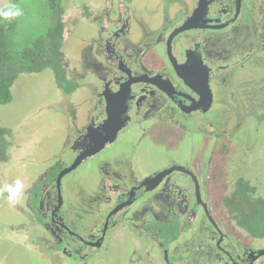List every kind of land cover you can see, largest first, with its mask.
<instances>
[{
  "label": "flooded vegetation",
  "instance_id": "1",
  "mask_svg": "<svg viewBox=\"0 0 264 264\" xmlns=\"http://www.w3.org/2000/svg\"><path fill=\"white\" fill-rule=\"evenodd\" d=\"M74 1L78 6L72 17L85 27H97V38L94 33L80 53L82 67L71 73L64 59L67 23L62 2L63 75L75 84L74 91L60 89L48 71L58 94H78L80 103L73 112L61 114L70 132L49 167L29 177L28 187L20 192L0 191L1 201L17 214L20 210L32 217L38 230L25 233L42 239L47 249L73 264L94 261L111 230L124 233L119 228H125L127 233L134 220L140 222L150 247L144 258L137 256L138 262L130 256L131 264H151L153 259L159 264H264V239L241 230L225 205L235 197L238 180L249 182L256 195L263 196L260 182L248 175L250 165L235 176L226 169L229 150L227 143L219 144L226 138L217 134L220 116L214 115L226 98L249 103L250 115L264 120L257 107V87L264 85V77H256L264 71V3L176 0L180 7L170 14L166 5L158 16L161 23L151 28L136 11L135 0H96L97 7ZM156 14L151 10V18ZM239 71L244 72L240 81L248 83L247 88L241 85L245 100L235 97L232 86L233 74ZM86 88L92 98H85ZM152 123L166 124L184 137L218 139L212 138L214 145L211 142L208 150L205 144L197 156L167 160L156 171L137 174L134 166L142 161V142L150 132L146 125ZM10 157L8 151V161L0 164H8ZM77 159L79 165L59 178ZM74 176H80L84 186L72 183ZM177 247L183 249L181 254H176Z\"/></svg>",
  "mask_w": 264,
  "mask_h": 264
},
{
  "label": "rangeland",
  "instance_id": "2",
  "mask_svg": "<svg viewBox=\"0 0 264 264\" xmlns=\"http://www.w3.org/2000/svg\"><path fill=\"white\" fill-rule=\"evenodd\" d=\"M10 1L0 0V6L6 7ZM84 1L98 6L96 0ZM98 1L102 4V1ZM164 1L135 0L134 6L138 13L141 12L144 21L152 28L161 23L158 16L163 15L166 5L168 6L167 12L169 11L170 14H173L181 5L179 4L180 1L176 0ZM258 1L264 3V0ZM62 2H64L63 6L66 9L63 19L67 23L65 25L64 59L68 64L67 69L73 73V69L82 67L84 58L83 54L80 53L83 52L88 42H92L90 39L97 27L94 25L93 28L87 25L85 27L81 25L80 21L78 23L77 19L72 17V15L74 16L72 11L75 10L73 7L78 6L74 0H62ZM144 6L146 7L143 9ZM151 10L157 12L154 18L150 16ZM11 11L19 19V36L21 38L41 36L49 26V11L42 7L40 0H18ZM96 36L97 33L94 35L95 39ZM93 43L96 45L95 41ZM74 44L76 45L75 49L72 47ZM74 63L78 65V68L77 65L75 68L73 67ZM240 73L244 72L239 71L233 74L232 86L238 93L235 97L245 100L241 85L243 84V88H247L248 83L240 81L242 79ZM256 77L263 78L264 71L256 72ZM257 88L260 90V98L257 100L260 102L257 107L259 112L264 115V85L261 84ZM11 91L12 101L7 105H0V125L11 130L9 139L11 146L8 150L11 157L8 164H0V191L11 189L20 192L28 187L26 181L29 177H31L30 179L35 178L41 171L48 168L49 163L60 154L62 142L69 131L68 129H70L68 120H65L61 114L66 110L73 112L72 108L77 107L80 102L79 98L76 97L78 94L70 98L58 94L59 91L55 89L52 75L48 70L35 75H21L15 81ZM90 92L87 88L85 89L83 93L85 98L93 97ZM93 100L91 99V103ZM233 100L225 98L221 104H218L217 114H214L220 116L219 122L221 124L217 128L219 131L217 134L219 137L221 136L220 138L223 135L226 138L220 139L219 144L227 143L229 150L227 154L228 163L225 162V167L232 176H235L240 170L244 169L246 172V168L250 165L252 171H249L248 175L258 178L260 195L264 196V120L259 121L255 119V116L250 115L249 103H234ZM85 106L87 108H85V113L88 114L90 104L87 105L86 102ZM207 121L206 119L202 122L205 129V122ZM77 124L82 125L79 121ZM146 126L150 128V132L142 142V161H138L134 166V171L137 174H144L148 170L156 171L159 167L164 166L167 160H183L188 156H197L205 144H209L208 150L211 147V142L212 146L214 145L212 138L218 139L215 135L206 138L202 134L184 137L180 132L173 130L166 124L152 123ZM202 154L200 153V155ZM206 155L208 156V153ZM59 161L61 164L64 163L63 154L60 155ZM75 174L77 175L78 172ZM72 183L84 186L80 176H74ZM87 188H85V192H89ZM2 194L3 196L6 195L3 192ZM3 200L0 202V223L7 221L10 227L0 226V264H73L47 249L42 239L35 238V236L30 237L28 233H25L26 229L38 230L36 226H33L35 222L31 221L32 217L26 218L20 213V210L17 214L11 210L12 208L10 209L9 203ZM20 205L25 209L24 201H21ZM135 206L133 209L139 205ZM131 223L133 224H130L127 233L125 228H119L124 233H120L121 231L118 229L111 230V234L106 237L104 248L98 252L97 258L91 262L89 259L86 264H131L129 262L130 256L133 262L137 261L136 258L138 257L144 258L146 251L149 250L147 247H150L146 243L149 238L144 233H140V222L134 220ZM135 225H138L137 228ZM179 243H183V238H180ZM261 246L264 247V242ZM172 250L173 248H171ZM176 251V254H181L183 249L177 247ZM149 253L151 258H156L157 254L155 255L152 251ZM160 260L162 262V259ZM155 261L153 259L151 264H159L158 260Z\"/></svg>",
  "mask_w": 264,
  "mask_h": 264
},
{
  "label": "trees",
  "instance_id": "3",
  "mask_svg": "<svg viewBox=\"0 0 264 264\" xmlns=\"http://www.w3.org/2000/svg\"><path fill=\"white\" fill-rule=\"evenodd\" d=\"M17 1L0 6V105L12 101L11 88L21 75L46 70L52 73L60 89L72 93L75 84L63 75L62 0H40L42 7L49 11V26L43 35L25 38L19 36V19L11 11ZM10 135L11 131L0 125V163L8 161ZM235 189V197L225 201L229 214L247 235L264 239V196H257L256 189L243 179L238 180Z\"/></svg>",
  "mask_w": 264,
  "mask_h": 264
},
{
  "label": "water",
  "instance_id": "4",
  "mask_svg": "<svg viewBox=\"0 0 264 264\" xmlns=\"http://www.w3.org/2000/svg\"><path fill=\"white\" fill-rule=\"evenodd\" d=\"M80 162H81V160L80 159H77L69 168H67V169H65V170H63L61 172L59 178L62 177L64 174H66V173L74 170L79 165Z\"/></svg>",
  "mask_w": 264,
  "mask_h": 264
}]
</instances>
